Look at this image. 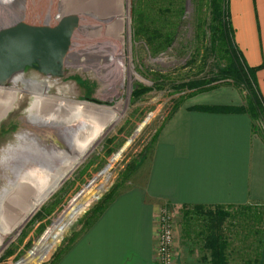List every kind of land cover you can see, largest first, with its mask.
I'll return each mask as SVG.
<instances>
[{
	"label": "rangeland",
	"instance_id": "obj_1",
	"mask_svg": "<svg viewBox=\"0 0 264 264\" xmlns=\"http://www.w3.org/2000/svg\"><path fill=\"white\" fill-rule=\"evenodd\" d=\"M9 1L1 3L5 6V15L10 13L9 20L12 21L21 16L32 18L34 10H38L40 19L44 21L53 10L55 19L62 12L63 0ZM103 2L64 0V6L65 3L72 5L67 14H82H78L81 25L73 38L66 77L46 78L27 69L23 74V83L19 85L18 89L22 90L27 81L44 83L45 93L53 96V100L65 102L66 107L55 113L57 103L44 106L45 113L49 112L46 119L48 125L40 127L38 122H31L28 118L24 120L31 96L24 90L18 91L13 109L0 121V240L3 244L0 264H58L76 239L89 231L119 195L130 185L141 183L140 166L151 158L161 127L177 107L193 104L196 99L202 98L201 95L213 90H223L231 92V97L226 95V99L231 98L230 104H237L231 107H240L243 113L252 115L249 107L254 99L253 93L258 97L254 83H251V88L243 84L236 87L228 80L216 83L214 89H209L207 84L204 86L207 90L182 87L193 80H209L216 75L213 71L216 64L225 65L222 59L227 58L226 47L217 46V51L213 52L215 32L220 33V44L222 32H227L224 25L220 29L215 23L219 15L214 10L215 0H115L114 11H123L118 17L123 20L120 33L126 68L122 86L117 85V68L114 78V69L105 60L114 42L107 37L105 25L101 27L99 18L92 14L93 11L107 13L101 9ZM219 6L223 22L232 28L231 36L228 35L231 44L243 58L234 39L228 12L229 0H220ZM91 26L100 28L98 36H85L83 29ZM145 29L150 33H146ZM152 33L158 35L150 42L147 37ZM129 67L132 74H129ZM111 81H115L112 82L115 86L113 91L110 90ZM119 101L122 102L120 112L123 114L118 122L113 114L96 113L90 106L112 109ZM262 105L258 119L251 117L253 131L264 141ZM98 131L105 136L98 137ZM98 139L100 141L92 152L63 183L59 180L61 186L24 226L15 235L7 234L5 228L12 225L21 211V206H17L18 198L53 184L66 163L70 149L74 145L81 148L87 141ZM106 199H110L109 204L107 202V207L99 214ZM81 203L83 207L75 209ZM244 207L252 209L249 214H257L262 222L246 226L245 217L241 215L225 222L222 230L228 236L233 252H236L237 259L233 264H243L239 260L241 257H252L253 260L257 254L263 253L259 240L264 239V206ZM237 208L224 209L235 211ZM162 210H168L175 225L174 263L199 264L202 243L194 241L193 234L189 239H182L183 208L172 211L163 207L159 213ZM196 225L195 232L199 222ZM64 226L65 231L61 232ZM254 231L260 233L251 234ZM156 255L155 237V261Z\"/></svg>",
	"mask_w": 264,
	"mask_h": 264
},
{
	"label": "crops",
	"instance_id": "obj_2",
	"mask_svg": "<svg viewBox=\"0 0 264 264\" xmlns=\"http://www.w3.org/2000/svg\"><path fill=\"white\" fill-rule=\"evenodd\" d=\"M229 14L243 59L256 69L264 104V0H229ZM230 94L213 90L178 107L140 166L141 183L119 195L58 264H156L163 207L264 206V141L253 131L251 115L194 109L236 106Z\"/></svg>",
	"mask_w": 264,
	"mask_h": 264
},
{
	"label": "trees",
	"instance_id": "obj_3",
	"mask_svg": "<svg viewBox=\"0 0 264 264\" xmlns=\"http://www.w3.org/2000/svg\"><path fill=\"white\" fill-rule=\"evenodd\" d=\"M220 1V0H219ZM219 1L215 0V9L219 12V15L217 16V20L215 23H217V27L222 29V25L225 26L227 29V32H222V42L218 41V36H220L218 31L215 32V36H213V52L217 51V46L221 48L222 46H225L226 48V57L225 59V65L219 66L216 64V69L213 71L216 72V75L211 76L209 80L205 79H197L190 81L186 84H183L182 87H187L189 89H200V90H207L204 86L205 84L209 85V89H214L217 85L216 83L228 80L229 82H232L236 87L243 84L245 86L252 87V84H256L255 82V73L256 69L254 68H248L245 65L244 59L241 58V56L237 53L236 49L231 44V30L232 28H229L231 26L226 25L225 22H223V17L218 9ZM226 1V0H225ZM224 3V1H223ZM226 3V2H225ZM218 7V8H217ZM229 12V11H228ZM221 25V26H220ZM217 28V30H218ZM146 30V33H150ZM156 31V30H155ZM145 32V31H144ZM158 32V31H156ZM158 35L153 34L150 35L148 40L152 42L154 38H156ZM229 35V36H228ZM170 39V38H168ZM221 40V38H220ZM219 43V44H218ZM252 83V84H251ZM254 99H252V102L249 107V111L252 114L251 116L258 119V117L261 114V107L263 106V102L256 96V94L253 93ZM258 100V101H257ZM178 109V107L176 108ZM197 111H207V112H214V113H243L244 110L242 108H236V107H219V108H207V107H199L194 108ZM249 113V114H250ZM143 164V163H142ZM110 199H106L105 204H103L102 209L100 208L99 214L103 211L104 208L107 207V202ZM109 204V202H108ZM248 206V205H246ZM252 206V205H250ZM214 210H211V208L204 207V206H185L183 207L182 211V217H183V234L182 239H189L191 234H193V238H195L194 241L197 243L201 242V252L200 256L198 257L199 264H233V262L237 259L235 256V251L233 252V249L231 248L230 240L228 239V236L224 233V230H222V227L225 225V222L230 219L233 221L237 216L241 215L245 217V225L250 226L254 224L253 222H262L260 220L259 216L256 214L250 215L249 212H251L252 209L249 207L239 206L235 211L226 210L224 208H213ZM232 209V208H227ZM196 222H199L198 229H196V232L194 228H196ZM196 225V226H195ZM231 225V224H230ZM246 226L244 227V230L246 229ZM260 231H254L251 232V234H258ZM259 245L261 246V250H263V253L257 254V257L252 260V257L250 259H245L247 257H241L239 260L243 261V264H264V239L261 238L259 240ZM182 256V254H180ZM188 264V263H187Z\"/></svg>",
	"mask_w": 264,
	"mask_h": 264
},
{
	"label": "bare ground",
	"instance_id": "obj_4",
	"mask_svg": "<svg viewBox=\"0 0 264 264\" xmlns=\"http://www.w3.org/2000/svg\"><path fill=\"white\" fill-rule=\"evenodd\" d=\"M1 1L5 2L7 0H0V17L4 16L5 12H6V11L4 12V10H6V9H5V6H3V4L1 3ZM63 1L61 4V7H62V12L60 13L61 16L68 15L67 13H70L69 11H70L71 6H72V5H69V3H65L66 6H64ZM104 1H105V2H103L104 5L102 4L101 9L105 10L107 13L93 11L92 14L96 15L99 18L98 20L101 23V27H103L105 25V28L107 29V32H106L107 37L114 42L113 46L110 48L111 51L108 53V55H106L105 60L107 63H109V65L111 67H113L114 78H115V70L117 68V70L119 72V80L117 82V85L122 86L124 78H125V69L126 68H125V62H124V58H123L124 56H123V49H122V36L120 33L122 31V24H123L122 21L123 20L121 18H118V17L119 16L121 17V13L123 11L122 10H120L118 12L114 11L115 0H104ZM9 2L13 3V2H18V1L10 0ZM15 6H17V4ZM101 9H100V11H102ZM54 13H55L54 10L50 14L48 13L46 21H52L51 19H55L54 16H52V15H54ZM76 13H78V12H76ZM9 14L10 13H7L3 19H0V25L1 26L9 24L11 22H14L12 20H9ZM78 14H80V13H78ZM85 14H87V13H85ZM80 15H82V14H80ZM26 18H28V17L21 16L18 19L21 20V19H26ZM32 18L35 20H37V19L42 20V19H40V14L38 13V10H34V17H32ZM59 18H57V19H59ZM57 19H55V20H57ZM83 32H84L85 36H87V37H94V36H98L100 34V28L96 29V28H93V26H91L87 30H85V28H84ZM128 70H129V74L133 73V71L131 70L130 67ZM23 78H24L23 75L22 76L21 75L16 76L11 81L10 86L0 87V121L13 109L14 104L17 101L18 91L23 92V90H24L26 92H33L36 94H43V93L46 94L45 93L46 87H45L44 83H39L36 81H27L24 83L25 87L22 88V90L18 89L19 85L23 83ZM112 82H115V81H111L109 84H110V88H111L110 90L113 91L115 86H114V83H112ZM115 93L117 94V90L115 91ZM51 97H53V96H51ZM121 104H122L121 101L117 102L113 106L112 109L107 108L106 106H101L100 109H98L99 106H95V105H90V106L92 108H94L93 111L96 113H99V114L104 113V114L109 115V116H111V114H113L114 115L113 118H115V120L118 122L121 119L122 114H123V113L121 114V112H120ZM116 116H117V119H116ZM106 124L107 123H104V125H106ZM97 135H98V137L103 138L105 136V133H103L102 131H98ZM99 141H100V139L94 140V141H87V143L86 144L84 143L83 147H81V148L78 145H74L72 148L70 147L71 149H70L69 153L67 154L66 163L63 166V168L61 169V171L59 172V177L57 178V180H55V182L53 184L45 186L43 189L41 188V189H39V191L34 192L33 194L29 193V194H25L24 196H22L20 198L17 197L19 199L17 206L18 205L21 206L20 214H18L16 216V218H15V220L11 226L5 228V232H7V234L9 233V234L15 235L17 233V231L24 226V224L28 221V219L40 208V206L61 186V184L65 181V179L68 178L74 172V170L89 155V153L92 152V150L96 147V145L98 144ZM59 180L62 181V183L60 182L61 184H59ZM14 194H16V193H14ZM15 198H16V196H15ZM82 207H83V203L79 204L75 209L80 210ZM71 211H74V209H72ZM59 221H60V218L58 219L57 222H59ZM64 228H65V226L61 229V232L63 230H65ZM2 246H3L2 240H0V250H1Z\"/></svg>",
	"mask_w": 264,
	"mask_h": 264
},
{
	"label": "water",
	"instance_id": "obj_5",
	"mask_svg": "<svg viewBox=\"0 0 264 264\" xmlns=\"http://www.w3.org/2000/svg\"><path fill=\"white\" fill-rule=\"evenodd\" d=\"M51 20L18 19L0 27V87H8L27 69L46 78L66 77L81 17L68 14Z\"/></svg>",
	"mask_w": 264,
	"mask_h": 264
},
{
	"label": "built area",
	"instance_id": "obj_6",
	"mask_svg": "<svg viewBox=\"0 0 264 264\" xmlns=\"http://www.w3.org/2000/svg\"><path fill=\"white\" fill-rule=\"evenodd\" d=\"M157 216V255L156 264H175L173 257L175 225L168 210H162Z\"/></svg>",
	"mask_w": 264,
	"mask_h": 264
},
{
	"label": "flooded vegetation",
	"instance_id": "obj_7",
	"mask_svg": "<svg viewBox=\"0 0 264 264\" xmlns=\"http://www.w3.org/2000/svg\"><path fill=\"white\" fill-rule=\"evenodd\" d=\"M30 96H31V101H30V105L28 106V109L26 110V115L24 117V120L26 118H28L31 122H38V125H40V127H44V125H48V123L46 122V119L49 117L48 115V111H46L45 113V109L44 106H47L48 103H53L58 105V109H55V113L57 112V110L62 109L66 107V103L65 102H60L59 100H53L51 98V96H48L47 94H36L33 92H29ZM45 113V114H44ZM44 114V115H42ZM49 122V120H48Z\"/></svg>",
	"mask_w": 264,
	"mask_h": 264
}]
</instances>
